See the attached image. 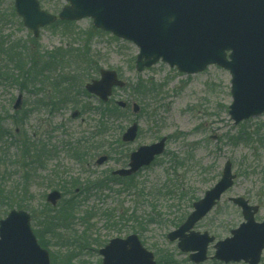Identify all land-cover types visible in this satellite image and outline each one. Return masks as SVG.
I'll use <instances>...</instances> for the list:
<instances>
[{"label":"rangeland","instance_id":"obj_1","mask_svg":"<svg viewBox=\"0 0 264 264\" xmlns=\"http://www.w3.org/2000/svg\"><path fill=\"white\" fill-rule=\"evenodd\" d=\"M39 2L52 14L65 4V0ZM13 3L0 0V39L4 43L0 47V186L9 191L18 180L20 186L27 167L30 195L26 202L31 200L32 207L27 206V211L34 233L39 232L50 253L51 264H67L65 257L70 259L68 264H101L99 248L110 238L130 233L139 235L158 264H193L175 242L166 239L167 232L175 228L170 221L190 212L192 202L219 179L226 160L231 161L236 176L233 185L196 229L217 238L229 235L243 218L228 197L242 196L257 204L255 219H262L264 113L234 123L228 113L231 76L227 70L210 65L186 74L158 61L137 72L138 48L95 28L91 18L53 23L34 37ZM71 49L85 65L73 61ZM79 52H84L83 57ZM99 68L116 70L125 82L124 88L114 90L112 100L126 102L127 110L110 116L98 133V102L85 93L84 84L98 77ZM18 95L21 103L14 110ZM133 102L140 106L136 114L131 112ZM74 112L78 115L72 117ZM132 122L138 124L136 139L123 143L120 135ZM163 136V154L125 182L128 185L105 182L112 170L126 164L131 151ZM23 142L29 143L26 158ZM104 154L108 160L96 164ZM173 156L180 166L168 177L166 168ZM95 179L103 180L102 188L91 187ZM50 180L70 185L62 190ZM54 189L61 192V198L52 207L45 196ZM64 201L75 203L70 215L60 213ZM152 204L162 214L160 224L145 219ZM3 210L0 218L5 215ZM107 210L109 220L103 215ZM45 220L54 221L51 230ZM213 261L203 264H216ZM260 264H264V250Z\"/></svg>","mask_w":264,"mask_h":264},{"label":"water","instance_id":"obj_2","mask_svg":"<svg viewBox=\"0 0 264 264\" xmlns=\"http://www.w3.org/2000/svg\"><path fill=\"white\" fill-rule=\"evenodd\" d=\"M58 13L61 20L89 17L93 26L132 42L138 47L135 69L141 72L161 60L178 71L193 74L215 64L231 74L232 101L228 113L235 124L264 112V0H66ZM16 13L36 37L39 28L56 20V15L41 9L38 0H14ZM124 82L113 69H100L99 78L84 85L85 90L106 102L114 87ZM21 103L17 96L13 108ZM124 107L125 102L117 101ZM134 113L139 111L132 104ZM75 112L73 115L75 116ZM132 123L121 135L131 142L137 133ZM165 137L141 145L129 154L127 167L113 175L130 176L150 165L163 152ZM107 156L97 160L98 165ZM235 175L226 160L221 177L203 196L193 202L186 219L167 233L177 241L181 252L189 253L195 264L208 257V245L215 237L194 226L204 218L233 184ZM61 194L47 193L45 200L55 205ZM241 209L244 221L230 230V236L215 241L214 258L223 263L258 264L264 249V217L256 221L258 207L243 197L228 198ZM101 264H156L153 253L146 249L136 234L110 239L99 249ZM48 251L42 248L30 226V215L24 210H10L0 219V264H49Z\"/></svg>","mask_w":264,"mask_h":264},{"label":"trees","instance_id":"obj_3","mask_svg":"<svg viewBox=\"0 0 264 264\" xmlns=\"http://www.w3.org/2000/svg\"><path fill=\"white\" fill-rule=\"evenodd\" d=\"M55 23H67V22L56 21ZM1 44H4V43L0 39V47L2 48ZM71 52H72L71 57H72L73 61H76L78 63V65L86 63L82 58L78 59L76 55L75 56L73 55V53L75 52L73 49H71ZM83 55H84V52H83V54H82V52H79V56L80 57H83ZM78 60H81V61L79 62ZM144 89L145 88L142 87L141 91H144ZM146 89L151 90L149 87H147ZM60 93L65 95L66 92H63V90H61ZM141 93H142V95H146L147 94L146 92H141ZM63 99H61V101ZM97 109H98L97 113H98V116H99V121H100V126H101V128L99 127V129H98V133L101 132L106 127L105 124L109 121L110 116H116L118 114V112H124L126 110V108L118 107L111 99L107 103L99 102ZM3 135H4V133H3ZM1 137H3L2 133L0 135V138ZM22 149H23V157L26 158V156L29 154V143L23 142L22 143ZM44 153H45V151L42 150V155ZM176 160L177 159H176L175 156H173L170 159L169 167L166 168V173H167L168 177L173 176L177 172V168H178L177 165L180 166V162H177ZM36 161L38 162V159H36ZM24 169H25V167H24ZM25 171H26V174H25V176H23V181L20 184V186L18 185L19 180L13 184V187H11V189L9 191L8 190L7 191L4 190L0 186V208L3 207V209H4L2 213L6 214L8 210L13 209V208H15V209H25V210H28V207H29V210H30V208H32L31 206H29L30 205L29 202L31 200L28 203L26 202L28 200L27 196L30 195L29 182H28V181H30V176H29V173L27 172V167H26ZM134 178H135L134 175L130 176V177H118V176L109 175L108 177H106L105 182L108 180V182H110V183L128 185V183H125V182H129V181L133 180ZM50 181H51L50 183L56 184L62 190L65 187L70 185V184L66 185V184H62V183L58 184V182L56 183L53 180H50ZM94 181L95 182H91L92 183L91 187H94L96 189H100V188L103 187V180L102 179H95ZM84 187H85V189H87L88 188V184H85ZM166 189H167L166 193L169 194L170 190L168 189V186H167ZM180 194H181V197H182L185 193L181 190ZM17 198H19V199L16 201ZM46 207H47L48 210H51V211L54 210L49 205L48 206L46 205ZM59 208L61 209L60 211H62V212H60L61 214L70 215L71 211L75 208V203L74 202H69V201H64V202H62L60 204ZM103 215L106 216L107 220H109L111 218V212H109L108 210L104 211ZM185 216L186 215L183 214L180 217H176V219L175 220H171L170 223H173L174 226H178L184 220ZM135 217H136L137 220L140 219V217H137V216H135ZM50 218L53 220L52 216ZM145 219H146V221L148 223L157 222V223L160 224V221L162 219V214L156 208V206L152 204V210H151V212L149 214L145 215ZM45 224L51 230L52 227H53L52 225H54V221L45 220ZM35 233L38 236L37 238H38L39 243L42 246H46L44 244V241L42 240V237L39 236V232L37 230H35ZM142 242L145 245L144 241H142ZM63 257H65V255H63ZM64 260L68 264L70 259L68 257H65ZM168 263L169 262H164V264H168Z\"/></svg>","mask_w":264,"mask_h":264}]
</instances>
